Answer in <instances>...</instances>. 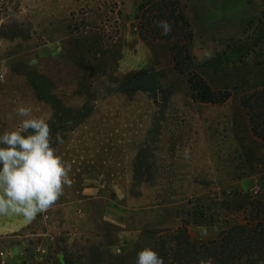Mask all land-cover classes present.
I'll return each instance as SVG.
<instances>
[{
	"label": "rangeland",
	"instance_id": "1",
	"mask_svg": "<svg viewBox=\"0 0 264 264\" xmlns=\"http://www.w3.org/2000/svg\"><path fill=\"white\" fill-rule=\"evenodd\" d=\"M141 1L0 0V134L29 107L71 165L70 186L24 231L53 239L38 252L25 238L26 260L5 264H135L183 223L216 240L264 193V142L240 105L264 89V0H179L197 72L233 95L223 105L192 100L170 42L141 40ZM151 72L157 96L127 88ZM46 252L62 262L36 261Z\"/></svg>",
	"mask_w": 264,
	"mask_h": 264
},
{
	"label": "trees",
	"instance_id": "2",
	"mask_svg": "<svg viewBox=\"0 0 264 264\" xmlns=\"http://www.w3.org/2000/svg\"><path fill=\"white\" fill-rule=\"evenodd\" d=\"M138 34L144 41L171 43L174 70L187 79L194 102L223 105L232 97L229 90L214 91L197 72L192 54L194 31L179 0H142L139 6ZM167 20L171 31L161 34L158 21ZM240 105L246 111L252 135L264 142V89L243 95ZM248 196L244 223H234L212 241H194L183 223L178 229L159 236L152 249L164 264H198L212 257L214 264H264V193Z\"/></svg>",
	"mask_w": 264,
	"mask_h": 264
},
{
	"label": "clouds",
	"instance_id": "3",
	"mask_svg": "<svg viewBox=\"0 0 264 264\" xmlns=\"http://www.w3.org/2000/svg\"><path fill=\"white\" fill-rule=\"evenodd\" d=\"M156 23L161 34L167 36L171 24L167 20ZM16 114L26 119L17 130L0 134V217L17 216L31 221L59 199L65 186H70L71 165L52 147L50 127L45 120L32 117L29 107L17 108ZM55 142L63 143L59 134ZM207 234V229H203L202 235ZM135 264L164 261L146 246L137 253ZM198 264H214V260L208 257Z\"/></svg>",
	"mask_w": 264,
	"mask_h": 264
},
{
	"label": "crops",
	"instance_id": "4",
	"mask_svg": "<svg viewBox=\"0 0 264 264\" xmlns=\"http://www.w3.org/2000/svg\"><path fill=\"white\" fill-rule=\"evenodd\" d=\"M45 212L37 215V217L31 221H25L22 217L17 216L0 217V264H5L8 261L23 262L26 260V252L24 250L25 242L23 243L25 238H38L37 240L42 242L38 246L39 249L37 250L38 252L43 251V246H45L43 238L45 242L47 236H51L53 239L51 232L49 231V234H38L37 232L24 234V231L30 228L38 219V217L44 215ZM48 244L50 245V243ZM41 254L42 253L35 256L36 261H45L49 260L50 258V261L56 260L62 262L61 259L57 257L55 260H52V257H49L47 252L45 254Z\"/></svg>",
	"mask_w": 264,
	"mask_h": 264
},
{
	"label": "water",
	"instance_id": "5",
	"mask_svg": "<svg viewBox=\"0 0 264 264\" xmlns=\"http://www.w3.org/2000/svg\"><path fill=\"white\" fill-rule=\"evenodd\" d=\"M127 88H139L153 96L158 95L157 76L154 72L144 74L133 81Z\"/></svg>",
	"mask_w": 264,
	"mask_h": 264
}]
</instances>
